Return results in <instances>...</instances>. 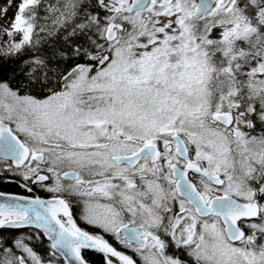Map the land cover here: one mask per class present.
<instances>
[{
  "label": "snow or ice",
  "instance_id": "6c2138e0",
  "mask_svg": "<svg viewBox=\"0 0 264 264\" xmlns=\"http://www.w3.org/2000/svg\"><path fill=\"white\" fill-rule=\"evenodd\" d=\"M12 7L0 264H264V0Z\"/></svg>",
  "mask_w": 264,
  "mask_h": 264
},
{
  "label": "rangeland",
  "instance_id": "374dc122",
  "mask_svg": "<svg viewBox=\"0 0 264 264\" xmlns=\"http://www.w3.org/2000/svg\"><path fill=\"white\" fill-rule=\"evenodd\" d=\"M18 2H19V0H13V7L8 12V16L9 17H12L14 15V13H15V5ZM2 3H3V0H0V4H2Z\"/></svg>",
  "mask_w": 264,
  "mask_h": 264
},
{
  "label": "trees",
  "instance_id": "16d2710c",
  "mask_svg": "<svg viewBox=\"0 0 264 264\" xmlns=\"http://www.w3.org/2000/svg\"><path fill=\"white\" fill-rule=\"evenodd\" d=\"M9 190H11V191H16L17 189H15V188H11V189H9Z\"/></svg>",
  "mask_w": 264,
  "mask_h": 264
},
{
  "label": "flooded vegetation",
  "instance_id": "af4514ba",
  "mask_svg": "<svg viewBox=\"0 0 264 264\" xmlns=\"http://www.w3.org/2000/svg\"><path fill=\"white\" fill-rule=\"evenodd\" d=\"M81 223V225L83 226V223L82 222H80Z\"/></svg>",
  "mask_w": 264,
  "mask_h": 264
}]
</instances>
